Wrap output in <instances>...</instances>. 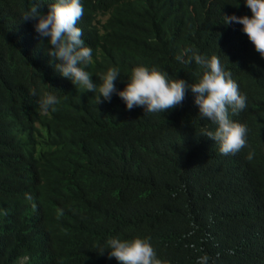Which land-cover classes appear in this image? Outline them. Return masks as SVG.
<instances>
[{
    "label": "trees",
    "instance_id": "obj_1",
    "mask_svg": "<svg viewBox=\"0 0 264 264\" xmlns=\"http://www.w3.org/2000/svg\"><path fill=\"white\" fill-rule=\"evenodd\" d=\"M32 3L0 0V264H119L107 241L136 237L166 264H264V58L224 24L251 15L244 0H81L78 22L93 50L85 70L99 83L116 67L117 92L139 65L195 83L200 66L176 57L217 55L247 98L229 108L247 145L228 155L203 136L216 125L190 89L164 113L128 110L115 92L96 104L21 20ZM44 92L60 100L48 115Z\"/></svg>",
    "mask_w": 264,
    "mask_h": 264
},
{
    "label": "clouds",
    "instance_id": "obj_2",
    "mask_svg": "<svg viewBox=\"0 0 264 264\" xmlns=\"http://www.w3.org/2000/svg\"><path fill=\"white\" fill-rule=\"evenodd\" d=\"M48 2V11H41ZM251 15H226L224 24L235 22L242 26V31L252 43L255 51L264 58V0H244ZM84 15L81 0H33L30 10L20 17L22 21L35 20L34 30L41 38H47L51 48L49 56L54 61L55 70L63 77L69 78L73 85L85 91L95 93V103L110 101L115 92L124 102L128 110L136 106L143 107L145 112L164 113L180 105L187 90L194 94V103L199 108V116L216 125L214 131L205 129L203 136L218 143L221 154H235L247 145V126L230 119L229 108L233 113L246 108V96L242 95L238 84L231 78L217 55L210 57L192 53L188 59L177 56L178 62L189 64L194 61L202 69L195 83L184 79L169 78L166 72L155 67L151 69L139 65L130 70V76L123 90L118 91L115 82L120 78L116 67H109L99 75V83H94L93 76L85 68L93 63V50L82 39L83 30L78 22ZM185 50V55L189 52ZM51 87V86H49ZM36 95L35 90L32 92ZM60 103L57 96L44 92L39 100L42 115L55 112ZM252 154L248 155V159ZM27 199H31L30 196ZM109 257L115 258L119 264H166L157 258L149 238L120 239L110 238L107 241ZM101 249L99 254H103ZM208 257L201 258V264H207ZM27 257L22 258L26 261Z\"/></svg>",
    "mask_w": 264,
    "mask_h": 264
}]
</instances>
